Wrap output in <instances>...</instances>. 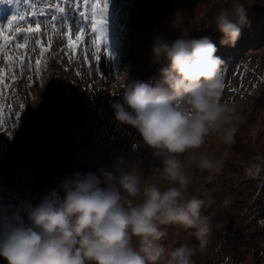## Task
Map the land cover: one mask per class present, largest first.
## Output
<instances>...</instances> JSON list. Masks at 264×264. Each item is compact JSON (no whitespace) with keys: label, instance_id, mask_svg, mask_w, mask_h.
Returning a JSON list of instances; mask_svg holds the SVG:
<instances>
[{"label":"rangeland","instance_id":"rangeland-1","mask_svg":"<svg viewBox=\"0 0 264 264\" xmlns=\"http://www.w3.org/2000/svg\"><path fill=\"white\" fill-rule=\"evenodd\" d=\"M78 3L83 11V0H0V26L17 17L6 29L13 39L0 48V215L27 223L31 208L51 191L33 190L37 173L28 158L32 132L42 121L62 134L77 165L110 170L120 155L134 161L148 182L160 183L158 162L134 128L116 121L112 103L123 104L125 86L133 82L166 87L160 71L166 62L152 60L155 37L171 42L207 36L225 61L222 99L235 105L238 131L234 144L210 136L200 150L220 162L219 171L210 176L186 169L193 176L190 191L205 199L202 211L213 225L206 249L197 248L193 259L196 264H264V0H239L250 23L235 47L219 45L213 23L221 10L231 12L233 0H107L106 40L99 53L97 34L81 21ZM37 21L40 33L14 31ZM69 26L73 39L85 27L75 50L68 48ZM253 163L260 165L259 174L246 175ZM165 243L198 246L176 226L169 227ZM0 264L6 261L0 258Z\"/></svg>","mask_w":264,"mask_h":264},{"label":"clouds","instance_id":"clouds-1","mask_svg":"<svg viewBox=\"0 0 264 264\" xmlns=\"http://www.w3.org/2000/svg\"><path fill=\"white\" fill-rule=\"evenodd\" d=\"M233 5L213 17L220 46L235 47L250 23L245 6ZM217 51L207 36L171 42L157 36L152 60L166 62L160 69L166 87L133 82L125 86L124 103H112L116 121L134 128L158 162L160 183L148 182L120 155L110 170L75 172L60 183L63 195L52 189L31 208L27 223L0 215V258L6 264H196L213 225L202 211L205 199L190 191L186 169L219 171L220 162L200 150L210 136L232 145L238 131L237 109L222 99L225 61ZM260 170L255 163L244 169L250 176ZM172 226L187 230L198 246H167Z\"/></svg>","mask_w":264,"mask_h":264},{"label":"water","instance_id":"water-1","mask_svg":"<svg viewBox=\"0 0 264 264\" xmlns=\"http://www.w3.org/2000/svg\"><path fill=\"white\" fill-rule=\"evenodd\" d=\"M28 158L37 173L32 188L41 194L52 189L59 190L60 183L75 172L98 174L100 168L77 165L62 134L46 121L38 123L32 132Z\"/></svg>","mask_w":264,"mask_h":264},{"label":"snow or ice","instance_id":"snow-or-ice-1","mask_svg":"<svg viewBox=\"0 0 264 264\" xmlns=\"http://www.w3.org/2000/svg\"><path fill=\"white\" fill-rule=\"evenodd\" d=\"M84 3V10L79 11L80 4L78 3L76 5V8L78 10V14L81 17V21L85 24H90L91 31L96 35L95 43L97 52L99 53L101 50V44L105 43L106 36H105V28H104V15L105 11L107 9V0H103L101 3V0H83ZM56 8L59 12L63 13L65 11L64 8L60 7L59 5H56ZM90 8V12H89ZM17 19L16 16H12L10 19H8L7 24L4 26H0V41L3 43H0V48H3L9 41L13 39V37L9 34H6V29L11 30L13 26V21ZM20 19H23V17H20ZM53 20L56 19L55 16L52 17ZM15 32L20 31H27L29 33H40L41 32V24L39 21L35 23L33 26L32 24H29L26 29H20L16 28L14 29ZM67 35V44L69 49L75 50V48L78 46V44L83 41L84 35H85V27L81 26L77 32H75V39H73L71 27L69 26V30ZM37 43L39 44L40 41L38 40ZM17 47H24V45H18ZM41 48H43V45L41 44ZM103 52L107 54V49L103 48ZM100 55H96L95 59L99 63ZM37 64L40 63L39 60L36 61ZM23 107V105H21Z\"/></svg>","mask_w":264,"mask_h":264},{"label":"trees","instance_id":"trees-1","mask_svg":"<svg viewBox=\"0 0 264 264\" xmlns=\"http://www.w3.org/2000/svg\"><path fill=\"white\" fill-rule=\"evenodd\" d=\"M0 10H1V9H0ZM260 35H261V34H260ZM261 36H263V34H262ZM256 39H258V38H256ZM256 39H255V40H256Z\"/></svg>","mask_w":264,"mask_h":264}]
</instances>
